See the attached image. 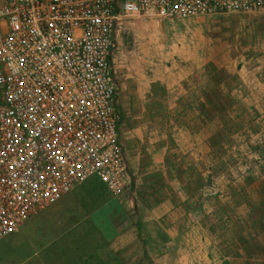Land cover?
Returning <instances> with one entry per match:
<instances>
[{
  "label": "built area",
  "instance_id": "built-area-1",
  "mask_svg": "<svg viewBox=\"0 0 264 264\" xmlns=\"http://www.w3.org/2000/svg\"><path fill=\"white\" fill-rule=\"evenodd\" d=\"M264 13V0H0V239L75 185L132 184L113 55L120 18Z\"/></svg>",
  "mask_w": 264,
  "mask_h": 264
},
{
  "label": "rangeland",
  "instance_id": "rangeland-1",
  "mask_svg": "<svg viewBox=\"0 0 264 264\" xmlns=\"http://www.w3.org/2000/svg\"><path fill=\"white\" fill-rule=\"evenodd\" d=\"M116 40L126 157L127 131L149 159L151 142L168 147L173 175L208 200L214 240L264 264V13L120 18Z\"/></svg>",
  "mask_w": 264,
  "mask_h": 264
},
{
  "label": "crops",
  "instance_id": "crops-1",
  "mask_svg": "<svg viewBox=\"0 0 264 264\" xmlns=\"http://www.w3.org/2000/svg\"><path fill=\"white\" fill-rule=\"evenodd\" d=\"M141 141L123 137L129 190L114 197L95 176L75 185L0 239V264H246L240 246L214 240L208 200L173 175L168 147L151 142L149 159Z\"/></svg>",
  "mask_w": 264,
  "mask_h": 264
}]
</instances>
